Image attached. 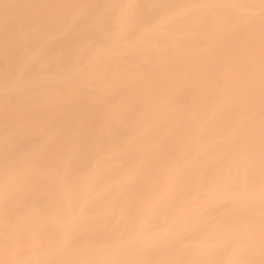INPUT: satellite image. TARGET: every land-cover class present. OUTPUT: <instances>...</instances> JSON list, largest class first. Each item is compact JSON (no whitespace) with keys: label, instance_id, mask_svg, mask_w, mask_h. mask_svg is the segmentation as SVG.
I'll list each match as a JSON object with an SVG mask.
<instances>
[{"label":"bare ground","instance_id":"6f19581e","mask_svg":"<svg viewBox=\"0 0 264 264\" xmlns=\"http://www.w3.org/2000/svg\"><path fill=\"white\" fill-rule=\"evenodd\" d=\"M0 264H264V0H0Z\"/></svg>","mask_w":264,"mask_h":264}]
</instances>
